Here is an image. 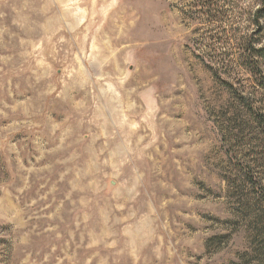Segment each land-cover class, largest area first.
<instances>
[{
	"label": "rangeland",
	"instance_id": "374dc122",
	"mask_svg": "<svg viewBox=\"0 0 264 264\" xmlns=\"http://www.w3.org/2000/svg\"><path fill=\"white\" fill-rule=\"evenodd\" d=\"M258 1L0 0V264H264Z\"/></svg>",
	"mask_w": 264,
	"mask_h": 264
},
{
	"label": "trees",
	"instance_id": "16d2710c",
	"mask_svg": "<svg viewBox=\"0 0 264 264\" xmlns=\"http://www.w3.org/2000/svg\"><path fill=\"white\" fill-rule=\"evenodd\" d=\"M252 18L255 21V23H257L258 25H259V20L264 19V0H259L257 2V7L254 9V11H252ZM263 51H264V46L256 47L255 43H249V41L247 42V46H245L244 48L245 54H247L248 57L251 59L258 57L259 54H261V52ZM253 69H256V68H253ZM260 85L264 87V83Z\"/></svg>",
	"mask_w": 264,
	"mask_h": 264
}]
</instances>
